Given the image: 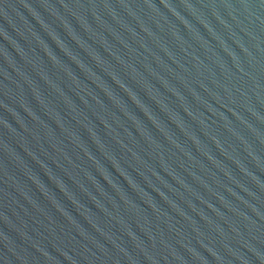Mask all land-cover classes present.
Here are the masks:
<instances>
[{"label":"water","instance_id":"water-1","mask_svg":"<svg viewBox=\"0 0 264 264\" xmlns=\"http://www.w3.org/2000/svg\"><path fill=\"white\" fill-rule=\"evenodd\" d=\"M0 264H264V0H0Z\"/></svg>","mask_w":264,"mask_h":264}]
</instances>
